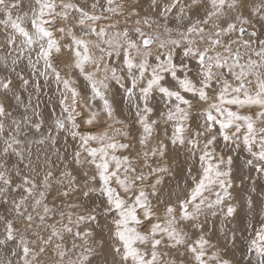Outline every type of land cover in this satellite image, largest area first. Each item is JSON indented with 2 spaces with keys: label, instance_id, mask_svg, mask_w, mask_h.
<instances>
[{
  "label": "snow or ice",
  "instance_id": "6c2138e0",
  "mask_svg": "<svg viewBox=\"0 0 264 264\" xmlns=\"http://www.w3.org/2000/svg\"><path fill=\"white\" fill-rule=\"evenodd\" d=\"M116 15L125 16L123 31ZM261 37L264 0H149L147 9L141 0L127 8L116 0H0V264H234L226 253L243 238L230 227L241 206L232 157L217 145L243 144L246 163L264 175ZM24 60L29 74L17 71ZM37 76L55 84L58 115L40 111ZM114 85L139 125L135 137ZM156 94L163 110L151 103ZM194 100L207 105L198 116ZM77 116L107 127L81 131ZM69 137L79 141L71 160L58 147ZM181 153L199 169L187 168L188 187L165 192L163 177ZM57 161L65 162L58 174ZM252 193L244 198L250 213L257 198L264 206V192ZM98 213L113 214L107 236L94 230ZM248 229L245 255L264 264V218Z\"/></svg>",
  "mask_w": 264,
  "mask_h": 264
},
{
  "label": "rangeland",
  "instance_id": "374dc122",
  "mask_svg": "<svg viewBox=\"0 0 264 264\" xmlns=\"http://www.w3.org/2000/svg\"><path fill=\"white\" fill-rule=\"evenodd\" d=\"M87 2L91 3L92 0H87ZM134 2L135 0H116V3L118 4L123 3L125 5V8H127V6L130 3H134ZM148 2L149 0H141V3L143 4V7L145 9L148 8ZM24 9L26 8H24V5H22L20 11L23 12ZM25 11H27V9ZM115 20H118L120 22V28L118 30L123 31L125 16L116 15L114 17V21ZM114 21H108L106 23H111ZM253 23H254V27L256 28V30L259 31L260 30L259 23L256 22L255 20L253 21ZM27 24H29L28 27L30 29L31 28L30 22H27ZM145 30L147 31L148 29H145ZM56 36L59 38L60 34L57 32ZM133 38L135 37L133 36ZM153 51H155V48L153 49ZM177 55H179L178 51H177ZM33 58L35 59L34 54H33ZM42 63L43 62L41 61V65ZM60 66L63 67V64H61ZM18 70H23L26 74H29L32 71L31 68L27 65L26 60L18 64L17 71ZM98 75H101V74H98ZM36 78H38L41 83V91L39 93L40 111L43 113V115L46 118L53 116V114L58 115L60 113V107L58 103H56V101L58 100L59 93L56 91L55 84L51 82L46 83L43 77L37 76ZM73 79L75 80V86L80 90L82 96L86 94H90V89L87 85V82L82 77L73 76ZM228 79L231 82L232 77L229 76ZM82 81H83V84H81ZM126 81H127V77L125 78V82ZM112 93L115 96V100L118 102V107L123 111V116H121V118L127 117L126 125L130 126L132 136L135 137L137 135V129L139 128V125L134 123L135 117L129 114L127 105L122 102L124 99L123 89L114 85L112 89ZM189 98L191 99V94H189ZM33 101L34 102L36 101L35 96L33 97ZM11 103L13 104L14 107L16 106V102H14V100L11 101ZM151 103L153 106H155L159 110H163L165 107V100H163L158 94H156L155 98L151 100ZM193 103L194 105H196L192 110L194 116H198V113L202 112L207 107V105H203V102H197L194 100ZM54 107L56 109L55 113L51 111ZM96 107L97 108L99 107V102H97ZM233 110H235L234 107H233ZM241 111H244V110H241ZM47 112H49V114ZM80 112L83 117L85 118L87 117L88 113L85 109H80ZM48 123H50V120L48 121ZM77 123H79L81 126L80 130L85 131V132L91 131L93 133H96V132L103 131L104 128L107 127L104 124L88 125L86 123H83L81 116H77ZM47 126L48 124L46 123L44 127L46 128ZM115 127H121V126L115 125ZM64 135H67V134H64ZM123 142H128V140H124ZM78 145H79L78 140L74 141L71 139V137H69L67 140V145H65L64 140L61 139L59 141L58 147L62 149L61 154H63L64 149L67 148L68 160H71L72 150L78 147ZM91 146L96 147L97 145L95 143H92ZM35 148L36 146H33L34 150ZM137 150H139V146L129 151H131L132 154L134 155ZM124 151L125 150H118L116 154L117 155L124 154ZM217 152L218 153L222 152L225 157L227 156L232 157V172H233V177H234L233 185L235 189V191L233 192V195L236 197L237 204L241 206L239 215L237 216L235 220L231 222L230 227H235L236 229H238V235L240 233H243V238L237 240L235 248H233L230 245V247L233 248V255L231 259H233L234 264H237V262L238 264H257V257L254 253L250 256L245 255L247 251V239L249 236V231H251V229H248V225L251 224L254 229L259 228L261 220L262 218H264V206L260 204L259 198H257L256 207L254 211L250 213L246 204H244V198L250 193L251 189L253 188L255 189V193H252L253 195L258 196V194L264 192V175H261L258 171H256V169L253 166H250L246 163V161L252 159V157L247 151V149L243 146V144H241L240 148L237 149L235 147L225 148L223 143L219 142L217 145ZM53 159L55 160V157H53ZM185 161H186V157L184 156L183 153H181L180 157L175 161V163L171 165L172 170L166 176L163 177V184L161 185V187H164V186L166 187L164 188L165 192L170 191V190L179 191L183 188L188 187V185L191 183L186 168L194 167L195 169H199V165L195 161H190L188 163H186ZM11 162L13 164L18 163L15 157L11 158ZM25 163L26 161L19 162V167L23 169ZM64 163H65L64 161L56 162L55 167H56L57 174L59 173L60 170H63ZM85 170L89 171L90 174L94 172V168L86 167ZM79 178L80 177H78V179ZM206 195H209V194L206 193ZM211 198H214V196H211ZM49 199H51V197H49ZM139 212L140 210L138 209V213ZM0 213H6V208L4 206H0ZM112 219H113V214L98 213V224L95 225L94 230L97 233L102 232L105 236H107L108 229L112 223ZM77 243H79V241H77ZM69 246H70V242H69ZM163 250L165 252L168 251L167 248H164ZM6 254L7 252L5 249H0V256L6 255ZM235 256L239 260L235 259ZM98 258L102 259V257H98ZM164 258L169 259L168 256H165ZM93 264H96V261H94Z\"/></svg>",
  "mask_w": 264,
  "mask_h": 264
},
{
  "label": "bare ground",
  "instance_id": "6f19581e",
  "mask_svg": "<svg viewBox=\"0 0 264 264\" xmlns=\"http://www.w3.org/2000/svg\"><path fill=\"white\" fill-rule=\"evenodd\" d=\"M24 8H26L27 9V11H28V6H27V4L25 3L24 4ZM26 9H24V11L26 10ZM23 11V12H24ZM26 24H27V22H26ZM29 24H27V26H28ZM31 29V28H30ZM262 38V37H261ZM22 66V65H21ZM25 66V65H24ZM26 69V68H25ZM0 71L2 72L3 70L2 69H0ZM18 71H20V70H18ZM0 72V73H1ZM81 84H83V81H82V83ZM15 102V101H14ZM52 111V110H51ZM48 114H49V112H47ZM54 115V114H53ZM134 135V134H133ZM185 169V168H184ZM187 169V168H186ZM167 178V177H166ZM163 188H166L165 186L163 187ZM173 188V187H172ZM172 191V190H171ZM167 192V191H166ZM256 207V206H255ZM110 216V215H109ZM106 221V220H105ZM240 243V242H239ZM243 252H244V250H243ZM232 255H233V248H231L230 246H229V250L227 251V253H226V257L227 258H232ZM243 258V257H242ZM248 258V257H247ZM235 259H237V260H239L238 258H236V256H235ZM241 263V262H240Z\"/></svg>",
  "mask_w": 264,
  "mask_h": 264
}]
</instances>
